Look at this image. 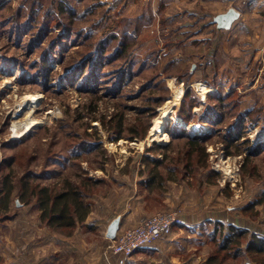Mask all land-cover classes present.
I'll return each mask as SVG.
<instances>
[{
	"label": "rangeland",
	"instance_id": "1",
	"mask_svg": "<svg viewBox=\"0 0 264 264\" xmlns=\"http://www.w3.org/2000/svg\"><path fill=\"white\" fill-rule=\"evenodd\" d=\"M165 3L0 0V186L7 175L16 186L6 213L0 204V264H118L105 255L108 227L171 211L182 224L126 264H263L220 241L230 225L264 237V0L230 28L215 21L227 8L219 2ZM187 87L191 122L178 116ZM210 93L231 94L221 106ZM29 94L38 99L24 111ZM30 110L42 122L16 134ZM156 120L169 141L152 133ZM169 125L187 134L173 138ZM155 159L162 182L146 186ZM66 179L90 180V213L71 233L50 229L36 198L19 197L20 181L58 189Z\"/></svg>",
	"mask_w": 264,
	"mask_h": 264
},
{
	"label": "trees",
	"instance_id": "2",
	"mask_svg": "<svg viewBox=\"0 0 264 264\" xmlns=\"http://www.w3.org/2000/svg\"><path fill=\"white\" fill-rule=\"evenodd\" d=\"M59 11L63 14L67 13L69 10L66 5H63L61 3ZM125 50H123V52L122 50H120L119 52H122L123 54ZM85 65L86 64H83V66L80 68L81 71H83ZM95 67L96 65L91 68V73L95 71ZM205 70L206 69L204 68L202 72H205ZM187 74L188 73L184 74L182 78L180 77L184 85H187V82L185 81L187 79ZM200 81L207 83L213 88L216 87L215 82H208L206 77L201 79ZM191 92V88L187 87V90L181 102V109L178 112V116L181 117V119L185 122H191V118L193 117L192 109L197 105V103L195 102L196 104L192 103L191 105H189V111H185L184 109L186 107L185 105L188 101V98L191 96ZM230 94L231 93H224L223 95H218L217 93H210L208 95V99L215 98L218 100L219 105L222 106L225 104L226 100L229 99ZM216 95H218V97H216ZM214 112L215 109L213 108V110L210 109V111L206 113L207 120H209L215 115ZM169 127L167 131L173 138L176 134V131H180L183 134H187V132L181 127ZM163 133L169 141V135L165 133V130L163 131ZM201 142L202 139L198 136H195L190 139L189 145L191 146L192 150L188 154L190 155V158L194 152H198ZM162 163L163 160L159 159H155L153 161V165L155 167L154 169H152L149 175V179L147 181H144V184H146V186H151L158 180H160L159 182H162V174L160 171L156 170L160 165H162ZM19 183V197L21 201L29 203L33 198H36L37 203L39 205V209L41 211V218L50 229L71 233V231L76 227L79 222H84L86 220L87 216L90 213L91 204L88 202L89 193L87 190V187L90 184V180H86L82 184V188L76 186L72 181L68 179L64 180L62 187L58 189L51 186H40L38 184H33L27 181H20ZM15 188L16 186L11 181L10 175H7L2 179L0 186V204L4 211L9 206V199L11 198ZM243 238H245V240L248 239V241L244 244V248H242L240 245L241 240ZM235 246L238 248L236 249V256H240L241 252H247L251 256L253 261H257L258 256L260 255L264 256V237H261L258 234H252L251 237H249V233L245 229L230 225V234L226 233L222 236L220 241V248L222 247L223 250H230V248H234ZM262 262L264 264V261Z\"/></svg>",
	"mask_w": 264,
	"mask_h": 264
},
{
	"label": "built area",
	"instance_id": "3",
	"mask_svg": "<svg viewBox=\"0 0 264 264\" xmlns=\"http://www.w3.org/2000/svg\"><path fill=\"white\" fill-rule=\"evenodd\" d=\"M179 224L182 221L174 211L144 217L136 225L120 229L105 255L117 258L118 264H126L137 251L153 247Z\"/></svg>",
	"mask_w": 264,
	"mask_h": 264
},
{
	"label": "bare ground",
	"instance_id": "4",
	"mask_svg": "<svg viewBox=\"0 0 264 264\" xmlns=\"http://www.w3.org/2000/svg\"><path fill=\"white\" fill-rule=\"evenodd\" d=\"M169 86L171 89H176L175 87V82L173 79H169L168 81ZM194 87L199 90L200 95L205 99V97L207 96V94L210 92L209 88L205 87L202 83H194L193 84ZM194 88V89H195ZM180 97V96H179ZM178 96H176L174 98V101L177 102L179 99ZM38 97L35 94H29L27 95V97L23 100V102L20 104V108L24 109V111H26L27 109H31L33 107V104L37 101ZM31 110L28 112V114L25 116V118L23 119V121H15L13 123V129L15 131V133H19V129L21 130V132L23 131H27L29 130L33 125L37 124V122H42V121H37L32 115H31ZM164 123L161 121H155L152 127V133H154L155 135L160 136V133L163 131L164 129Z\"/></svg>",
	"mask_w": 264,
	"mask_h": 264
},
{
	"label": "crops",
	"instance_id": "5",
	"mask_svg": "<svg viewBox=\"0 0 264 264\" xmlns=\"http://www.w3.org/2000/svg\"><path fill=\"white\" fill-rule=\"evenodd\" d=\"M261 1L262 0H165L166 2L165 4L166 5L175 4L178 8H181V7H187L188 5L210 6L216 4V2H219V4H224L227 6V8L224 11H219L220 14L226 13L227 11L230 10L231 7V9H234L238 13V19L241 18L242 20H244L243 12L246 9L244 7L247 5L252 9V7L258 5V3ZM123 213H119L117 216H121Z\"/></svg>",
	"mask_w": 264,
	"mask_h": 264
},
{
	"label": "water",
	"instance_id": "6",
	"mask_svg": "<svg viewBox=\"0 0 264 264\" xmlns=\"http://www.w3.org/2000/svg\"><path fill=\"white\" fill-rule=\"evenodd\" d=\"M238 18V13L230 9L224 14L219 15L215 21L219 22L220 26L223 28H230L232 23ZM119 219H116L109 227L107 230V237L111 240H114L117 234V231L119 230Z\"/></svg>",
	"mask_w": 264,
	"mask_h": 264
}]
</instances>
